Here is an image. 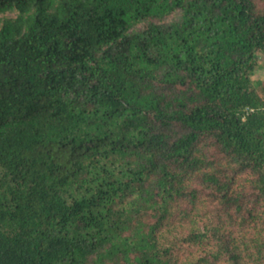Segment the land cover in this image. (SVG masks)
<instances>
[{
  "label": "trees",
  "instance_id": "trees-1",
  "mask_svg": "<svg viewBox=\"0 0 264 264\" xmlns=\"http://www.w3.org/2000/svg\"><path fill=\"white\" fill-rule=\"evenodd\" d=\"M262 59L264 0H0V264H264Z\"/></svg>",
  "mask_w": 264,
  "mask_h": 264
},
{
  "label": "rangeland",
  "instance_id": "rangeland-1",
  "mask_svg": "<svg viewBox=\"0 0 264 264\" xmlns=\"http://www.w3.org/2000/svg\"><path fill=\"white\" fill-rule=\"evenodd\" d=\"M260 64L261 66H260L258 74L260 77L264 78V59L261 60Z\"/></svg>",
  "mask_w": 264,
  "mask_h": 264
},
{
  "label": "built area",
  "instance_id": "built-area-1",
  "mask_svg": "<svg viewBox=\"0 0 264 264\" xmlns=\"http://www.w3.org/2000/svg\"><path fill=\"white\" fill-rule=\"evenodd\" d=\"M254 111H255V109L254 108H250V107L245 109L246 115H249L250 113H253ZM246 115L244 116V119H246Z\"/></svg>",
  "mask_w": 264,
  "mask_h": 264
}]
</instances>
